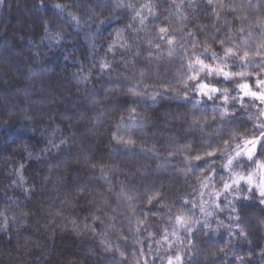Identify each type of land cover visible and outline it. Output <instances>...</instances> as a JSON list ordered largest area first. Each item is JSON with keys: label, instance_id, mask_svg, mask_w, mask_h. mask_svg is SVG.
<instances>
[{"label": "clouds", "instance_id": "1", "mask_svg": "<svg viewBox=\"0 0 264 264\" xmlns=\"http://www.w3.org/2000/svg\"><path fill=\"white\" fill-rule=\"evenodd\" d=\"M0 264H264V0H0Z\"/></svg>", "mask_w": 264, "mask_h": 264}]
</instances>
